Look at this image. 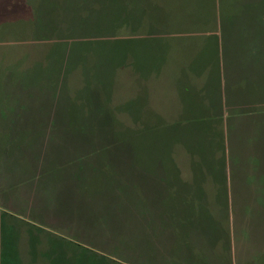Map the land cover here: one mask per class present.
<instances>
[{
  "label": "rangeland",
  "instance_id": "obj_1",
  "mask_svg": "<svg viewBox=\"0 0 264 264\" xmlns=\"http://www.w3.org/2000/svg\"><path fill=\"white\" fill-rule=\"evenodd\" d=\"M161 3L173 12L178 5L181 14L191 10L197 21L189 22L193 33L188 34L198 38L167 42L164 25L154 23L167 19L157 0H0V37L20 38L22 45L17 46H46L21 49L22 55L28 54L29 64L31 59H42L40 64L47 49L44 65L56 57L60 60L56 93L38 86L35 97H11L7 85L0 84V104L5 103L6 90L12 103L19 100L36 110L41 135L51 131L57 135V129L67 128L68 123L56 117L73 100L77 108L73 111H83L72 122L76 132L60 137L64 136L65 146L71 151L84 146L87 152L101 146L115 149L113 156L118 161L128 158L125 173L132 169L139 181L148 182L143 188L141 181L136 193L148 190L152 195L149 185L162 182L176 192L173 205L178 208L176 212L174 206L166 221L160 222L158 215L141 220L134 231L143 241L130 243L137 233L120 231L119 219L107 226L104 211L114 197L99 201L94 211L78 217V209L63 210L59 199L50 203L33 191L31 194L32 182L29 188L22 185L44 176L39 173L41 165L36 164V175L30 174L25 172L30 166L19 162L20 151L0 153V264H264V191L250 193L244 178L249 186L259 181L233 173L237 152H264V0ZM131 8L137 13L148 8L153 25L144 30L146 40L128 42V38L116 43L118 24L124 22L120 18ZM129 34L130 29L119 36ZM203 34L218 37L219 55L214 52L212 56L215 70L209 82L201 69L195 78L181 74L185 55L204 46L199 40ZM142 48L146 52L142 65L133 59L132 68L121 66L132 51ZM10 61L9 54L0 58V76ZM41 75L46 74L33 76L45 85ZM13 92L19 93V89ZM67 92L69 102L62 100ZM99 96L105 101L101 103ZM135 107L147 111L137 116ZM221 110L220 134L214 116ZM250 111L256 121L245 118L244 113ZM235 120L238 125L233 124ZM71 137L77 138L71 141ZM134 155L138 157L131 159ZM248 158L244 166L258 163L250 154ZM103 168L107 171L108 165ZM130 181L135 182L136 177ZM251 199L258 202L262 213L244 218L246 208L240 205ZM121 203L126 206L127 198ZM183 205L190 206L193 213ZM159 206V200H152L148 212L159 213ZM112 226L116 231H110Z\"/></svg>",
  "mask_w": 264,
  "mask_h": 264
},
{
  "label": "trees",
  "instance_id": "obj_2",
  "mask_svg": "<svg viewBox=\"0 0 264 264\" xmlns=\"http://www.w3.org/2000/svg\"><path fill=\"white\" fill-rule=\"evenodd\" d=\"M164 4L165 3H161V0H157L156 5H158L160 8H164L166 6ZM177 7L178 5L175 4L176 9H173L174 12L164 8L163 15L167 16V19L165 22H161L163 19L161 18L154 23H160L164 25L165 33L168 34L167 36H169V38L165 40L167 42L172 41V44L174 42L173 40L181 37H183V39L187 38L190 40L197 39L198 37H192V35L188 34L191 31L193 33L192 25L189 22L194 21V23H196L197 16L191 15V10H185L186 14H181L180 9ZM147 11L148 8H143L140 13H137L134 8H131L129 13L127 12L124 17L120 18V20H124V22L118 24V31L120 32H117L118 34L116 35V38H113V40H115L116 43L126 42L128 38V42L131 40H146L145 38L147 35L144 34V30L147 29L148 25H153V23H151L148 19L146 13ZM202 17L205 19L207 18L206 15ZM202 17L201 19H203ZM183 25L186 27L182 28ZM193 25L195 26L198 24ZM129 29L131 34L126 35L127 37L119 36L121 32H125L127 30L129 31ZM203 35L204 36L199 37V40L202 42V44H204V46L201 47L200 50L195 48L193 52L185 55L186 57L184 60L182 59L181 63L183 68L181 70V74L195 78L201 69V73L208 76L207 82H209V80H213L211 75H213L215 70V64L213 63L212 56H214V52H217L216 56L219 55L218 37L215 34ZM1 38L2 37H0V58H4L5 55L9 54L11 56V61L10 65H8L6 68V72L0 76V84L4 88H6L7 85L9 93L12 92L10 93V96L12 97L15 94L20 96L21 94L25 97H35L34 89H39L38 86H42V90L44 92H46L45 90H48L49 92L51 91L50 93L52 94L56 93L58 85L55 80H57L59 76V72H57V64L60 61L59 58L56 57L57 60L48 62V64L44 65L47 58V49L45 52L46 58L44 56V60L40 64L39 62L42 59H39V61L31 59L29 64V60H26L28 58V54L26 53L22 55L21 49H30L31 47H34L36 50L37 47L46 46H42L41 44H34L31 46H17L22 45L19 41L20 38L15 39L13 37H9L13 38L12 40H6L9 38ZM132 53V56H128V60L123 62L124 64H121V66L132 68L133 59L140 65L144 63L142 58L145 57L146 52L143 50V48L140 52L137 51V53H134V51H132ZM32 55L29 57L33 58ZM179 69H181V67ZM34 74H46L44 77L41 75V77L44 79L45 85H41V82L35 80L33 76ZM91 87L92 86H88V89ZM14 89H19V93L13 92ZM66 89L71 90L72 92L71 87H66ZM67 90H64V92ZM174 90H176V88H174ZM5 92L6 93L3 94V96L6 97L5 103L0 104V153L4 154L14 150L20 151L19 162L21 163V166L24 163L30 166V169L25 170V172L29 170L30 174L36 175V164L43 167V170L39 173L40 175L44 176L39 177V179L38 176L37 178H31L22 184L25 185L26 188H29L28 186L32 182V187L30 188L31 194L33 191L36 197H38L40 200H45L46 202L50 203H54L56 199H59L61 204H64L63 210H67L70 207L78 209V217L81 216L80 214L89 212L90 209H93L94 211L99 201H107V199L110 200L114 197V202L110 203L108 208H105L106 212L104 211V215H106L105 220L107 221V226L112 221L116 222L119 219L120 221L116 223L120 224V231L129 230L127 233H137L136 237L130 243L138 245L142 243L143 239L141 236L139 237L138 232L134 230H136V226H141V220L146 221V217L154 219V215H158L161 216V222L163 220H167L166 217L168 214H173L172 211H175L173 210L175 206L173 205L175 204L173 203V200L177 198L176 192H171L170 189L166 187V185H163V183L160 182L152 184L155 186H152L151 184L149 185L151 192L154 190L152 195L148 193V190H146V193H138L140 192V187H142L141 181L144 182L143 188L146 187V183L148 182H146V179L139 181V177H137V174L134 173L132 169L129 173H125L124 169L127 167L126 160L128 162V158L124 156L119 158L120 160L118 161L116 155L113 156V153L116 151L115 149H109L106 146H101L100 149L93 148L91 152H87L86 150L88 149L84 150V146L75 147L72 151L69 150V146H65V141L63 140L64 136L62 138L60 137L62 135H66L67 133L72 135V131L76 132V130L71 128V125H74L72 122L80 117L82 114L81 111H83L82 109L79 113L73 111L76 108V105L73 103L72 97L70 98L72 101L68 100V92L66 93V97L64 96L62 100L65 102H67L66 100H68V102L70 101L69 109L67 108L68 110L66 112L63 111L61 115L58 113L59 116L56 117L57 121L66 120L68 125L67 128L63 130L57 129V135L55 134V131H51V134L50 132H46L41 135V124L37 120L38 113L36 110L27 107V104L24 105L19 100L12 103V99L8 100L7 98L8 93L6 90ZM99 98L101 103L105 101L104 96L103 98L99 96ZM135 108L137 110L135 112L137 116H140V113L144 112L145 110L144 107L142 110L140 107ZM215 113V125L220 123L218 129H216V132H220L221 134V128L223 125V112L221 110ZM253 113L254 111H250L245 112L244 114L251 115ZM189 117L190 116L187 115H178V118L181 119H186ZM96 137H98L97 134L94 136V138ZM76 138L77 137H71V141L76 140ZM81 143H83L82 140L80 141V144ZM94 145L95 144H93L92 147H94ZM121 152H125V150L122 149ZM137 157V155H134L131 157V159ZM131 162L132 161H130V163ZM106 164L108 165L107 171H105L103 168ZM107 172L110 173V176H107ZM126 174H129V179L124 178ZM133 177H136L135 182L130 181L133 179ZM118 179L119 183H117ZM91 186L93 187L92 190L89 189ZM188 189L189 188H185L184 190ZM26 190L27 193H29V189ZM136 191L138 192L136 193ZM38 194L39 196H37ZM125 198H127V205L123 206L121 201ZM143 199L145 202H140V200L143 201ZM133 200L136 202V204L131 205ZM152 200H159V213L152 211L148 212L149 202L151 203ZM183 206L188 207L186 205ZM114 208L119 209L120 211L114 213ZM175 208L177 212V206H175ZM187 209L190 214L193 213V210L190 209V206ZM184 211L185 213L187 212L186 210ZM110 231H116V228L112 226ZM137 247L138 246H135V248Z\"/></svg>",
  "mask_w": 264,
  "mask_h": 264
},
{
  "label": "crops",
  "instance_id": "obj_3",
  "mask_svg": "<svg viewBox=\"0 0 264 264\" xmlns=\"http://www.w3.org/2000/svg\"><path fill=\"white\" fill-rule=\"evenodd\" d=\"M237 116L240 117V114H237ZM246 117L248 118L251 117L253 121H256V117L254 116V114L245 115V118ZM237 121L238 120H235L233 124L238 125ZM253 134H256L254 130L252 131V135ZM244 153L242 151H239L236 153L235 159H236L237 164L235 166V169L233 170V173L237 171L238 175H244V176L248 175L249 179L253 178L256 181H259L258 184H251L249 186L247 185L245 178H244V187H246L247 189L250 188V193L257 192L260 189L264 191V152L261 151V153H258V152L256 153V152L251 151L250 153L247 152L248 154L247 153L244 154ZM249 154H250V158L253 157L254 159H257L258 163L255 166H249L246 164L244 166V160H249L248 158ZM242 179H243V176L240 177L239 182H241ZM251 200H252L251 202L244 201V203L240 205V207L244 205V208H246V211H244V218L248 217L249 215H251L252 217H258L262 213V211L259 209L260 205L258 204V202H256V200L254 199H251Z\"/></svg>",
  "mask_w": 264,
  "mask_h": 264
}]
</instances>
